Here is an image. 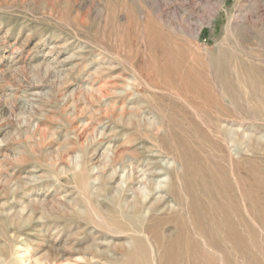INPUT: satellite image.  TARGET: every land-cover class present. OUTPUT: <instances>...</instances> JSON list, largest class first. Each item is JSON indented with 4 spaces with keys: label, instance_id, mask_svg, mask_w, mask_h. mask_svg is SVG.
Masks as SVG:
<instances>
[{
    "label": "rangeland",
    "instance_id": "obj_1",
    "mask_svg": "<svg viewBox=\"0 0 264 264\" xmlns=\"http://www.w3.org/2000/svg\"><path fill=\"white\" fill-rule=\"evenodd\" d=\"M197 165L234 189L207 197ZM231 193L247 255L217 214ZM262 226L264 0H0V264H122L137 236L161 264L178 234L264 264Z\"/></svg>",
    "mask_w": 264,
    "mask_h": 264
},
{
    "label": "bare ground",
    "instance_id": "obj_2",
    "mask_svg": "<svg viewBox=\"0 0 264 264\" xmlns=\"http://www.w3.org/2000/svg\"><path fill=\"white\" fill-rule=\"evenodd\" d=\"M225 62V61H224ZM221 65V64H220ZM240 69V68H239ZM222 70V69H221ZM243 70H245L246 71V69H243ZM239 71H241V69L239 70ZM248 72H250V73H248ZM237 73H238V71H237ZM239 73H241V72H239ZM239 73H238V75H239ZM243 73V72H242ZM246 74H248L250 77H251V85L252 86H254L255 87V89L256 88H259V85H260V83H261V80H260V78L259 77H256L255 76V71L254 72H252V70L251 69H248V71H246L245 72ZM229 77V76H228ZM231 77V76H230ZM238 77V76H237ZM236 77V78H237ZM239 79H240V77H238ZM243 78V77H242ZM230 80V79H229ZM235 80H237V79H235ZM194 83H197V82H194ZM207 83V82H206ZM198 84V83H197ZM239 85H240V87L239 88H241V84L239 83ZM205 86V85H204ZM196 87V86H195ZM202 87V86H201ZM208 87V86H207ZM199 88V87H198ZM203 88V87H202ZM220 88V87H219ZM218 88V89H219ZM252 88V87H251ZM222 89V88H221ZM228 91H227V88L225 87V90L227 91V92H229L231 95H233L234 93H235V89H236V87H235V89H234V86H231L230 84H229V86H228ZM200 90V89H199ZM220 90V89H219ZM223 90V89H222ZM237 90V89H236ZM259 90H260V88H259ZM207 92V91H206ZM223 92V91H222ZM177 93V92H176ZM220 93V92H219ZM263 100V99H262ZM179 101V100H178ZM174 103V102H173ZM182 103V102H181ZM237 103V102H236ZM174 104H176V103H174ZM184 105V104H183ZM176 106V105H175ZM177 107V106H176ZM237 107V106H236ZM180 108V107H179ZM199 112V111H198ZM217 120V119H216ZM215 121V120H214ZM236 122V121H235ZM238 122V121H237ZM240 122V121H239ZM216 124V123H215ZM218 124V123H217ZM216 127V126H215ZM218 130V129H217ZM230 130V131H229ZM229 130H227V131H229V135L225 132V134H227L228 136H230V134H231V136H235V133L236 132H238V130L236 129V128H231V129H229ZM221 134V133H220ZM253 135L251 134V136H250V138L252 137ZM241 138V140H242V138L244 139V136H241L240 137ZM248 138V137H247ZM253 138V137H252ZM256 138V137H255ZM229 139V138H228ZM226 140H227V136H226ZM231 140V139H230ZM251 140V139H250ZM223 141V140H222ZM231 141H233V140H231ZM252 141H253V139H252ZM223 142H225V141H223ZM227 142H228V140H227ZM255 142H257V140L255 139ZM235 143L236 144H238V145H240V146H242V144L239 142V141H235ZM221 144V143H220ZM229 144V143H228ZM194 165H195V163H194ZM256 165V164H255ZM254 165V166H255ZM193 167H195V166H193ZM220 168H222V167H220ZM257 169V168H256ZM205 170H209L208 168H207V166H205V165H197L195 168H194V173L197 175H195L196 176V178L197 179H199V180H201V184L199 183V181L198 180H196V178L194 179V177H193V180H194V182H195V184H198V185H201L202 186V189H203V191H204V193L205 194H207V197L209 196V195H212V196H214V194L213 193H223V194H228V193H230V191H231V187H232V185H233V183H232V181H231V179H230V177L229 176H226V177H223L224 179L221 181V184L220 185H218L217 184V180H215L216 178L215 177H208V176H206V175H203L202 174V172H205ZM258 170V169H257ZM223 171V170H222ZM259 171V170H258ZM261 171V170H260ZM206 173H207V171H206ZM257 173V172H256ZM257 174H259V173H257ZM135 176V175H134ZM140 176V175H139ZM191 176V175H190ZM194 176V175H193ZM225 176V175H224ZM188 177V176H187ZM235 179V178H234ZM188 180V179H187ZM236 180V179H235ZM142 181L143 180H138V178H137V176L133 179V181H132V184H135V185H137L138 183H142ZM242 182H243V180H241ZM130 182H131V180H130ZM236 182H238V180L236 181ZM240 182V181H239ZM239 182L237 183V184H239ZM244 183V182H243ZM131 184V183H130ZM188 184V183H187ZM193 184V183H192ZM236 184V185H237ZM189 185V184H188ZM213 185H215V186H213ZM174 187L176 186L175 184L173 185ZM189 186H191V185H189ZM200 186V187H201ZM132 187V186H131ZM172 187V186H171ZM193 188V187H192ZM191 188V189H192ZM233 188V187H232ZM129 189H130V187H129ZM128 189V190H129ZM171 189V188H170ZM234 189V188H233ZM246 189V188H245ZM173 190V189H172ZM171 190V191H172ZM215 190V191H214ZM220 190V191H219ZM226 191H227V193H226ZM133 192V191H132ZM142 192V191H141ZM174 192L176 193V190H174ZM136 193V192H135ZM139 193V192H138ZM203 193V192H202ZM234 193V192H233ZM233 193H231L232 195H230V199L228 200V201H226L227 203H216V208L218 209V210H220V212L219 213H217V214H219L220 215V213H221V215H222V226H224V227H222V229L224 228L225 229V233L227 234V237H228V239L233 243V245L235 246V248L236 249H238V251H240V252H243V253H246L247 251H246V249H248L247 248V242H245V238L242 236L241 237V234H239L238 232V230L236 229V227H234L235 226V222H234V220H233V215L234 214H236V215H238V217L240 218V216H239V210H240V196H242V195H240L239 196V200L237 199L238 198V196L236 195V197L237 198H235L234 197V195H233ZM246 193V194H245ZM244 193V195H243V197H242V202H243V198H245L246 199V197L248 198V200L250 201L249 202V204L251 203V205H255L256 207L255 208H257L258 210H261L263 207L262 206H259V204L256 202L257 200H258V198H257V195L252 191V189L251 188H249L248 190H246V192ZM133 194H134V192H133ZM135 195V197H137V198H140V197H138L139 195H136V194H134ZM246 196V197H245ZM227 197V196H226ZM194 199H196V198H194ZM247 199L245 200V202L246 201H248ZM132 202V201H131ZM198 202V201H197ZM244 203V202H243ZM192 205H195V200H194V204L192 203ZM247 205V204H246ZM117 206H118V208L116 209V211L117 212H119L120 214H122V216L123 217H125L126 219L127 218H129V212L127 211V208L125 207L126 206V203H122V202H120V203H118L117 204ZM133 206H134V204H133ZM211 206V205H210ZM124 207V208H123ZM135 207V206H134ZM143 207V206H142ZM145 207V206H144ZM132 208V207H131ZM254 208V209H255ZM139 210V209H138ZM137 210V213H139V217H140V212L141 211H138ZM141 210V209H140ZM209 210V209H208ZM202 211V210H201ZM247 211H248V209H247ZM255 211V210H254ZM200 212V211H199ZM244 212V211H243ZM196 210L194 209V215L193 216H196V219H197V222H196V227H197V229L200 231V230H202V231H204V232H208V230H207V225L206 224H204V222H203V220L201 219V217H199L198 215H196ZM208 213V212H207ZM85 214V213H84ZM247 214V213H246ZM249 214V213H248ZM258 214H260V218H261V216L263 215L262 213H258ZM202 215H203V213H202ZM214 215L215 214H213V217H214ZM235 215V218H237V216ZM205 216V215H204ZM250 217H251V215H249ZM77 217H79V216H77ZM206 217V216H205ZM106 218V217H105ZM131 218V217H130ZM141 218V217H140ZM203 218V217H202ZM219 218H220V216H219ZM248 218V217H247ZM176 219V218H175ZM211 219V218H210ZM216 219H218V218H216ZM129 220V219H128ZM183 220V219H182ZM181 220V221H182ZM219 220V219H218ZM236 220V219H235ZM241 220V219H240ZM248 220H250V219H248ZM105 221V220H104ZM114 222H115V220H113ZM205 221H206V219H205ZM210 221H212V220H210ZM215 221V220H214ZM251 221L253 222V226H255L256 225V219H255V217L253 216V218L251 217ZM263 221V220H262ZM195 222V221H194ZM220 222V221H219ZM242 222L244 223V219H243V217H242ZM241 222V223H242ZM250 222V221H249ZM249 222H247V223H245L246 225H248L246 228H248V230H249V228H250V230H251V228H253V230H254V227H252V225H249ZM101 223V222H100ZM173 223L175 224V221H173ZM262 223V222H261ZM214 224V223H213ZM244 224V225H245ZM115 227H117V224L115 223ZM185 223H183V222H179V224L176 226V227H178V233L179 234H181L182 232H183V230H184V227H185ZM215 225V224H214ZM213 225V226H214ZM218 225H219V223H218ZM245 225V226H246ZM101 226H103L102 225V223H101ZM244 226V227H245ZM257 226L258 227H261V225H259L258 223H257ZM256 226V227H257ZM208 227H210V228H212L210 225L208 226ZM220 227V226H219ZM257 227V228H258ZM262 227H264V226H262ZM120 229H121V227H119ZM245 228V229H246ZM119 229V230H120ZM221 229V230H222ZM263 229V228H262ZM115 230H117V229H115ZM247 230V232L249 233L250 232V230L248 231ZM253 230L251 231L252 232V234H254V232H253ZM256 230V229H255ZM254 230V231H255ZM214 231V230H213ZM217 231V230H216ZM250 232V233H251ZM186 233H187V230H186ZM178 234V236L170 243V244H166L165 246V250H164V254L162 255V257L160 258V260H161V264H184L183 263V259L185 258V259H187L189 262H191V264H215L214 263V259H213V257L211 256V255H208L207 254V252L205 251V250H203L202 248H201V246L195 241V240H193V237L191 238H189V237H185V239L181 236V235H179ZM212 234V233H211ZM251 234V235H252ZM256 234V233H255ZM215 235V234H214ZM250 235V234H249ZM218 236V235H217ZM253 236V235H252ZM256 235H254V237H255ZM211 238H213V239H215L214 237H211ZM134 241V246H133V248L132 249H130L129 251H127L126 252V254H125V259H124V261H123V263L122 264H151V261H152V259H151V256H150V254L151 253H149V251H148V246H147V242H146V240L144 241L141 237H139V236H137V237H135L134 239H133ZM158 240V239H157ZM214 241V240H213ZM216 243H217V241H215ZM151 251V250H150ZM68 252V251H67ZM246 255H247V253H246ZM248 255H249V251H248ZM217 258V257H216ZM248 259V263L249 264H262V263H260V261H258L257 260V258L256 257H252V256H250L249 255V257H247ZM246 260V261H247ZM185 261V260H184ZM224 261H228V260H224ZM188 262V263H189ZM233 262V261H232ZM234 263V262H233ZM237 262H235V264H236ZM152 264H154V263H152Z\"/></svg>",
    "mask_w": 264,
    "mask_h": 264
}]
</instances>
